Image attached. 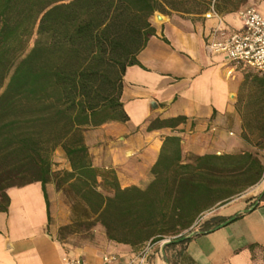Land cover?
<instances>
[{"label":"trees","instance_id":"16d2710c","mask_svg":"<svg viewBox=\"0 0 264 264\" xmlns=\"http://www.w3.org/2000/svg\"><path fill=\"white\" fill-rule=\"evenodd\" d=\"M188 2L200 7L198 13L213 6L227 15L249 0H0V211L9 205L7 189L34 182L48 205L46 185L53 181L75 216L133 248L165 238V249L182 246L189 239L174 241L197 225L207 232L225 221L199 219L261 180L258 154H194L179 136L168 135L151 182L121 187L112 168L94 166L84 137L87 128L129 120L121 101L123 75L139 65L137 54L155 34L149 19ZM258 80L264 87V76ZM259 143L263 148L264 134ZM57 149L70 169L55 173Z\"/></svg>","mask_w":264,"mask_h":264},{"label":"crops","instance_id":"0c3cea01","mask_svg":"<svg viewBox=\"0 0 264 264\" xmlns=\"http://www.w3.org/2000/svg\"><path fill=\"white\" fill-rule=\"evenodd\" d=\"M254 6L264 17V0ZM165 9L157 11L161 20L149 19L155 34L137 54L139 65L127 67L123 75L121 101L129 120L99 126L119 125L116 141L107 137L109 143L87 144L94 148V166L112 168L121 187L145 188L151 182L165 136H179L184 150L194 154L230 153L235 142L229 127L238 125L233 95L240 79L228 78L224 56L206 47L216 19L184 7ZM222 18L240 28L235 13ZM178 117L183 121L175 126L160 124ZM64 167L70 169L68 162ZM52 191L54 184H47V205L39 182L7 189L9 205L0 211V264H62L65 253L92 264H135L136 249L109 240L102 228L81 243L59 238ZM213 216L228 222L199 231L182 246L153 244L144 264H264V172L255 186L215 209ZM107 256L114 259L104 262Z\"/></svg>","mask_w":264,"mask_h":264},{"label":"rangeland","instance_id":"374dc122","mask_svg":"<svg viewBox=\"0 0 264 264\" xmlns=\"http://www.w3.org/2000/svg\"><path fill=\"white\" fill-rule=\"evenodd\" d=\"M256 0H249L247 5H254ZM180 7L187 8L188 11L192 13H198L200 7L198 5L194 6L193 3H186ZM237 25L241 26L240 21H236ZM34 36L29 42V47L32 46ZM264 75L256 74L252 72H242L237 73L235 78L240 79L239 87L237 93L233 95V100L235 101V110L237 112V122L233 123V127H229L232 131L230 137L235 140L231 145V152H240V151H250L256 153L260 156L262 162L264 163V154L261 150L264 148L260 147V141L262 135L264 134V87L261 86L259 78H262ZM233 78V79H235ZM256 78V79H255ZM232 123V122H231ZM236 124V125H235ZM106 128V129H105ZM121 127L116 124H110L101 129V127L87 128L84 131V137L87 141V144L90 146L94 143L104 144L109 143L107 137L116 141V134L119 133ZM246 136L245 138L243 136ZM94 149L93 147H90ZM230 152V153H231ZM224 153L220 150L221 154ZM52 170L57 173L65 169L64 164L67 162L64 158L63 152L61 149L54 151L52 156ZM49 184H54L53 181ZM53 201H52V213L54 218L59 220L58 235L59 238L70 241L71 243H81L90 239L93 236V232L96 228H102L100 224L86 219L85 217L75 216L72 212L71 201L65 196L62 191L56 190L54 185V191H52ZM256 198V197H255ZM215 209L206 212L203 214L199 222H202L213 216ZM53 218L51 219V221ZM55 220V219H54ZM57 223V222H56ZM103 229V228H102ZM193 231H198V225L189 233ZM185 234L184 236L188 235ZM169 241L168 238H165L163 241L156 243L161 244L162 242ZM144 247V246H143ZM135 248L137 253L143 248Z\"/></svg>","mask_w":264,"mask_h":264},{"label":"built area","instance_id":"2783aa9c","mask_svg":"<svg viewBox=\"0 0 264 264\" xmlns=\"http://www.w3.org/2000/svg\"><path fill=\"white\" fill-rule=\"evenodd\" d=\"M241 23L240 28H231L210 7L205 13L206 18H215L216 25L207 38L206 47L212 53L222 54L226 61V75L235 78L237 73L252 72L264 75V17L254 5H245L235 12ZM230 134H232L230 132ZM153 244H146L137 254L132 263L144 264ZM114 256H107L109 262ZM62 264H92L81 256L65 253Z\"/></svg>","mask_w":264,"mask_h":264},{"label":"water","instance_id":"95a60500","mask_svg":"<svg viewBox=\"0 0 264 264\" xmlns=\"http://www.w3.org/2000/svg\"><path fill=\"white\" fill-rule=\"evenodd\" d=\"M154 16L158 19V20H161L163 17H162V15L161 14H159L158 12H155L154 13ZM258 202H259V200H256V202L254 203V205L251 207V208H254L257 204H258ZM232 219H234V217H232L231 218V220ZM228 221H225V222H223V223H221V224H219L218 226H217V228H219L220 226H223L225 223H227ZM200 232L199 231H193V232H191V233H189L188 235H186V236H181V237H179L178 239H176L174 242H180V241H184V240H186V239H190V238H192L193 236H195V235H197V234H199ZM168 242H170V241H166V242H164L163 244H166V243H168Z\"/></svg>","mask_w":264,"mask_h":264}]
</instances>
